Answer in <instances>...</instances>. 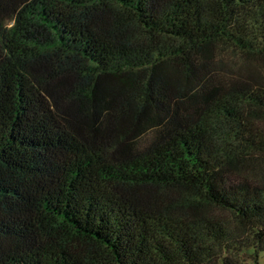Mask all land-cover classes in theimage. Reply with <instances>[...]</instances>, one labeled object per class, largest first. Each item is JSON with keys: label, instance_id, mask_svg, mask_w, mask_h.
<instances>
[{"label": "trees", "instance_id": "16d2710c", "mask_svg": "<svg viewBox=\"0 0 264 264\" xmlns=\"http://www.w3.org/2000/svg\"><path fill=\"white\" fill-rule=\"evenodd\" d=\"M216 44L264 55V0H0V264H260L264 85Z\"/></svg>", "mask_w": 264, "mask_h": 264}, {"label": "rangeland", "instance_id": "374dc122", "mask_svg": "<svg viewBox=\"0 0 264 264\" xmlns=\"http://www.w3.org/2000/svg\"><path fill=\"white\" fill-rule=\"evenodd\" d=\"M9 24H12V22H9ZM198 61L206 62L207 70L215 78L228 79L230 81L248 79L251 82L264 85L263 54L216 44L204 47L198 54ZM166 67L177 76L179 74L184 76L186 82L191 83L193 78L195 79V77L191 78V80L188 79L187 74L184 72L185 67L182 66V62L179 60L166 63ZM260 167H264V151L244 158L240 161V167L230 170L229 173L233 176L241 177L247 173L250 174L258 169L260 170ZM247 252L249 254L253 253V248L248 249ZM245 264H253V261L248 259ZM260 264H264V252L260 256Z\"/></svg>", "mask_w": 264, "mask_h": 264}]
</instances>
